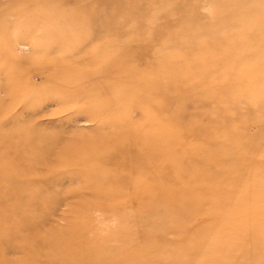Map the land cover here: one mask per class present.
Instances as JSON below:
<instances>
[{
    "label": "rangeland",
    "instance_id": "obj_1",
    "mask_svg": "<svg viewBox=\"0 0 264 264\" xmlns=\"http://www.w3.org/2000/svg\"><path fill=\"white\" fill-rule=\"evenodd\" d=\"M113 48L160 81L162 127L145 130L164 134L163 171L149 189L103 168L106 136L154 114L68 82L89 74L136 91L106 73ZM82 86L96 101L85 109L67 100ZM176 150L210 161L179 157L172 174ZM36 206L52 208L42 234L63 240L46 264H264V0H0L1 229L32 223ZM239 220L251 234L224 227ZM28 253L10 256L35 264Z\"/></svg>",
    "mask_w": 264,
    "mask_h": 264
},
{
    "label": "bare ground",
    "instance_id": "obj_2",
    "mask_svg": "<svg viewBox=\"0 0 264 264\" xmlns=\"http://www.w3.org/2000/svg\"><path fill=\"white\" fill-rule=\"evenodd\" d=\"M15 46L17 47L18 44H16ZM56 50H57L56 54L59 58L62 57L65 52H68L66 54L70 53V50L68 51V50L61 49V47H55L54 51ZM148 52L150 51L148 50ZM77 54H78L77 51H74V53H72L70 57H74ZM110 54L112 55L111 57L113 59L112 65L110 66L111 69L107 68L105 70L106 73L109 74V70L111 71L114 70V73L117 72V74L119 75L123 74L122 78H129V84L134 85L133 87L136 88V91L131 92L129 95V85L125 84L126 83L125 81H121L117 78L114 81H112L110 85H108V84H105L103 81H100V79L94 78L93 76L89 74H85L82 77L69 79L70 81L68 82L72 84H76V83H82V82L86 83V81H88L91 84L92 89H94V91H92L94 95L96 96L102 95L98 93L99 91H103L104 94L111 95L113 98V105H111L112 109L118 103L128 105L130 101V102H133L138 107L147 109L148 112H151L154 114V118H153L154 120L153 119L147 120V121L145 120L141 124H138L136 126L133 125V127H130V128H129V121H128V125H127L128 127L125 130H119L118 132L113 133L110 136H106V140L109 142L111 141L110 143H111L112 150L109 151L110 156L108 159L107 158L105 159L106 162L104 160V164H106L107 167L103 168V171L106 172L105 173L106 175H110L111 173H118V172L125 173L126 177L128 176V179H125L121 182H123L124 184H127L126 188L131 183L130 181H132L129 179L128 174H131V175L139 174L141 175L143 180L132 181L133 184L143 186V189H149L152 187L151 181L155 180V177L158 179L162 175V171H163L162 148L164 145H162L161 143L163 142L162 138H164V134L161 132L158 135H155L156 130L154 131L151 130L152 132L150 130L149 131L145 130L147 126H154L155 123L157 127H160V126L162 127L160 123L161 122L160 115L163 112L160 81L158 80V78L154 76H152L153 77L152 80H149L150 79L149 75H151L149 71H147L144 74L135 68L136 66L133 65L135 64L134 59L138 58V56L134 51L129 52V56L127 57L126 54H122V53L118 54L117 48H113ZM85 58L86 56L84 52H82L80 55L76 57V59L79 61L85 60ZM152 60L154 61L153 64L155 63L157 64L161 62L160 60L158 61L157 58L155 59V57H152ZM129 64H131L132 67L129 66ZM103 75L104 74H102V76ZM105 76L106 75H104L103 77ZM78 90H77L78 93L75 94V96L70 95L67 99L70 102H72V104L74 105L78 104L77 106L79 107L81 106L83 107V109H85L89 107L90 105L92 106L94 102H96L93 99L94 97L92 98V96L89 95L90 90L88 89V86L87 87L82 86ZM152 93H155V96H154L155 98L150 97ZM143 96H146L145 98L146 100L142 98ZM122 121L121 122L118 121L117 123H119V125L122 126ZM166 128L172 133L177 128V125L173 123L172 124L168 123ZM177 142L178 140L176 139V137L171 136L167 144L169 148H172V147L175 148ZM167 150L169 151V149ZM194 153L195 151H193L191 154L190 152H186L184 155H182L181 153H178V150L173 152V159L175 157V160H173V162L176 165L170 168L168 164V170L170 171V173L177 174V172H180V169L176 163V160L179 157H181L179 158V160L180 159L183 160V158H185V160H189L188 157H190V160H191V158L195 156L197 158L196 160H199V163H200L199 166H202V167L203 166L205 167V165L208 164L207 162L210 161V159L206 157V155H204V157H200L201 155L197 157L196 155H194ZM211 156L212 157H218V156L229 157V154H223L221 152L216 151V152H213L212 155L211 154L209 155V157ZM199 158L203 159L204 162ZM158 183L161 184L159 180L157 181L156 185ZM243 197L244 196H242V198L239 197V199L242 200ZM128 200H129L128 202L133 201L132 197H129ZM140 202L143 203V201H140ZM215 209H217V207ZM34 210L41 211V212L38 214L37 217L34 215V217L31 218L33 220V221L31 220L32 223L25 222L26 224L25 223L17 224L16 226L11 227L9 230H6V231L1 229V227L5 225L0 224V243H3L0 246V255H1L0 264H24V262L26 261L29 262V264H34L33 260L29 261V260H26V258L16 259V261H13L11 259L12 256H10V254L15 253V254L20 255V253L22 252L24 253L26 251L30 253V254L28 253L27 255L34 256V258H37L35 259L37 261L35 264H43V263L46 264V261H50L54 258V257L51 258L52 252H51V255L49 254L51 250L50 248L51 247L53 249H55V247L57 248L58 242L61 243L63 242V240L59 241L58 238H56V233H58V231H51L50 233L45 232L46 234H42V232L40 231V228L45 223L49 212L52 211V208L48 209L46 207L42 208V207L36 206ZM240 222L241 221L239 220L237 224H235L232 221V224L230 225H228L227 223H224V227H227L229 229V226H232L231 228L238 226L240 229L239 231L242 232V237H246V235L248 236L249 234H251L252 233L251 227L253 225H249L247 224V222H244V223H240ZM46 224L47 223H45V225ZM215 236L216 235L207 237L206 235L204 238L209 241V244H211L209 249H212V246L214 245L212 241L215 240ZM20 238L26 239L29 242L27 244L28 246L19 244L17 242L11 244L12 241L19 240ZM47 249H50V250L47 252ZM54 252L55 254H57L56 250H54ZM35 253H39L40 255L43 254L45 256L41 258L40 260V256L37 257ZM51 264H54V263H51Z\"/></svg>",
    "mask_w": 264,
    "mask_h": 264
}]
</instances>
